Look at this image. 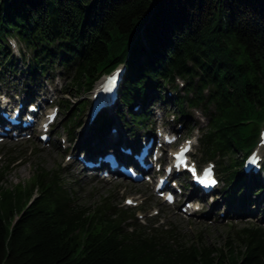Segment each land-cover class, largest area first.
<instances>
[{
    "label": "trees",
    "instance_id": "1",
    "mask_svg": "<svg viewBox=\"0 0 264 264\" xmlns=\"http://www.w3.org/2000/svg\"><path fill=\"white\" fill-rule=\"evenodd\" d=\"M119 63L126 70L115 113L132 136L153 118L152 102L178 87L180 114L187 104L209 117L202 161L231 157L219 167L224 199L231 205L235 194L262 192L256 175L241 172L238 153L249 151L264 122V0H0V82L18 71L32 85L60 68L81 97ZM79 99L60 103L68 138L87 106ZM112 123L101 113L92 137ZM16 157L0 165V264H264L262 226L242 227L226 249L186 242L173 225L151 216L142 223L110 198L87 205L61 170L36 167L26 184L4 186Z\"/></svg>",
    "mask_w": 264,
    "mask_h": 264
},
{
    "label": "rangeland",
    "instance_id": "2",
    "mask_svg": "<svg viewBox=\"0 0 264 264\" xmlns=\"http://www.w3.org/2000/svg\"><path fill=\"white\" fill-rule=\"evenodd\" d=\"M15 49V47L13 48ZM15 51V50H14ZM18 51L15 52V57H18ZM17 64H21L19 57L17 58ZM22 73V72H21ZM16 71L15 73H7L4 80L0 83V91H6L12 98L15 99V92L23 93L26 90H36L44 93L47 97L46 102L43 104L49 105L52 100L58 106L60 102L66 104L71 102L75 104L79 98H87V93H81V97L78 96L76 91L70 85V80L67 73L59 68V71L50 73L51 79H46V76L41 77L35 84L28 85L26 82V75ZM43 78V79H42ZM41 81V82H40ZM180 82V80H177ZM42 84V86H41ZM177 92H181L177 89ZM14 93V94H13ZM174 93L172 94V96ZM167 96V95H166ZM168 97V96H167ZM152 102L150 105L153 110V118L149 122L150 129L163 127L164 129H176L177 137L182 135L181 140L190 139L193 141V149L191 152L192 158L200 165L206 164L200 163V146L198 141L199 134L202 131H206L208 127L209 117L205 113V116L198 108H186L185 114L178 112L177 106L173 103L172 98ZM67 100V101H66ZM14 102V101H13ZM83 103H87L84 101ZM120 107V105H119ZM64 108L59 107L58 116L55 123L51 126L50 137L51 143L40 142L37 138L39 133L38 127H35V135L27 138L28 135L20 140L12 139L5 140L0 144V165L8 163V159L11 156H18L14 160L12 165L9 164V171L6 173V179L4 186L15 185L18 182L29 181V177L32 175L34 168L42 167L45 169H57L61 170L62 177L68 182L72 189L77 193V196L81 198L82 202L87 205H94L100 201L110 198V201L119 207L125 203L126 197H130L136 203H140L143 200L144 210L154 212L159 210V215L154 219H158L159 223L173 225L180 234L184 237L186 242H191L196 239L203 240V242L210 243L216 248L226 249L225 240L231 238L235 234L239 233L242 227L246 225L255 224L264 228V194L258 196L246 195L245 201L259 202L258 210L255 212V205L245 206L246 210H249L251 214L243 217H238L236 214L225 213V216L221 218L220 214L224 211V204L227 205V201L224 200V181L221 174H219L220 162H230V155L223 158H214L212 161L216 164V171L221 178V184L217 188L218 195L214 196V200L217 201L214 207L211 209V213H208V209L212 206V202H200V204L193 205L188 211L189 214L181 212L176 206H170L161 199L156 192L152 190V187L146 182H135L131 179L112 178L111 180H102L97 175H91L83 170V166L79 161L76 164H71L73 158V148L79 139L81 144L85 141H92V135L95 134L91 130L84 134L82 137V129L88 118L85 117L87 113V106L84 111L81 112L78 118L81 125L75 129V139L69 144L66 141V133L63 130L64 124L68 122L63 119ZM106 117L114 118V121H119L117 116H114V112H106ZM64 120V121H63ZM84 122V124H82ZM120 122V121H119ZM118 124V123H117ZM119 126V124H118ZM117 126V127H118ZM198 126L201 130L194 129ZM120 127V126H119ZM264 127V122L260 125V128ZM125 130L127 129L124 126ZM259 128V129H260ZM125 132V131H124ZM264 153V150H262ZM243 152L238 153L242 155ZM237 156V155H236ZM71 157V158H70ZM10 160V159H9ZM13 160V161H14ZM264 166V162H263ZM182 177L181 175L179 176ZM260 180L264 182V172L260 176ZM181 182L186 184V181L181 178ZM244 186L246 183H242ZM264 184V183H263ZM188 191L185 192L187 194ZM241 194H235L231 199L235 198L234 205L231 206L234 209H238L240 206ZM183 201V199H182ZM224 203V204H223ZM255 204V203H254ZM223 205V206H222ZM244 208V207H243ZM213 210V211H212ZM228 210V209H227ZM230 210V209H229Z\"/></svg>",
    "mask_w": 264,
    "mask_h": 264
},
{
    "label": "bare ground",
    "instance_id": "3",
    "mask_svg": "<svg viewBox=\"0 0 264 264\" xmlns=\"http://www.w3.org/2000/svg\"><path fill=\"white\" fill-rule=\"evenodd\" d=\"M45 98H46V96H43L42 98H40V99L38 100V102L40 103V107L44 104V102H45ZM22 101H24V105H23V107H22L20 110H21V112H25V113H26V112H27L26 109H25L26 98L23 97V98H22ZM9 105H10V101H3V100H0V109L3 108V107H7V106H9ZM0 119H1V121L4 122V120H3L2 118H0ZM88 128H89L88 125L85 123V124H84V127H83V129H82V132H81L82 136L84 135V133L87 131ZM125 135H126V134L123 133L122 131L114 130L111 134H109L108 137H110L111 140L113 139V140L116 141V142H126V141H127V138H126ZM81 138H82V137H81ZM78 141H79V139H78ZM76 151H77V145L73 148V154H74ZM77 161H78V160H77L76 156L73 155V158H72V160L70 161L71 164H76ZM254 203H255V209H254L253 211L256 212V211L258 210V207H259L260 203H259L258 201H257V202H254ZM213 207H214V204H212V206L209 207V209H208V213H209V214L211 213V209H212ZM212 211H213V210H212Z\"/></svg>",
    "mask_w": 264,
    "mask_h": 264
},
{
    "label": "snow or ice",
    "instance_id": "4",
    "mask_svg": "<svg viewBox=\"0 0 264 264\" xmlns=\"http://www.w3.org/2000/svg\"><path fill=\"white\" fill-rule=\"evenodd\" d=\"M113 79H114V78H113ZM110 83H111V82H110ZM187 151H188V148H184V149L182 150L181 153H178V154H177V158L179 159V157H181V156L183 155V153H184V152H187ZM207 183L214 184L215 181H214V180H209V181H207ZM128 203H131V201H128Z\"/></svg>",
    "mask_w": 264,
    "mask_h": 264
}]
</instances>
